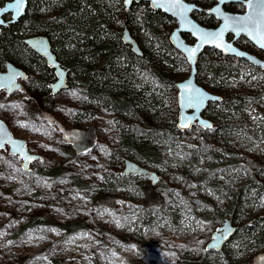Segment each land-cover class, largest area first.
<instances>
[{
    "label": "rangeland",
    "instance_id": "374dc122",
    "mask_svg": "<svg viewBox=\"0 0 264 264\" xmlns=\"http://www.w3.org/2000/svg\"><path fill=\"white\" fill-rule=\"evenodd\" d=\"M247 44L244 38L235 43L243 51L247 48L264 57L263 51ZM205 51L201 54L207 59L203 63L224 60ZM225 60L244 70L247 77L240 83L232 80L226 94H257L242 110H232L228 115L235 132L223 137L216 151L220 163L228 164L211 168V151L207 148L200 155L189 153V143L199 135L202 148L203 140L217 137L201 133L199 128L185 132L180 138L183 144L163 145V167L147 165L166 183L160 207L155 200L146 204V196L138 192L139 187L151 185L147 177L133 179L122 174L123 160L115 154L121 131L114 114L100 112L91 121L75 126L76 109L82 107L84 96L73 85L49 95L47 100L53 105L29 98L23 90L25 82L20 91L6 97L0 92V119L12 136L25 140L27 150L39 156L25 169L22 160L10 154L7 147L0 149V264H187L199 260L206 264H252L255 256L264 252L259 233L236 232L221 251L205 249L211 234L225 219L239 227L246 220L261 217L253 228L264 224V76L251 63ZM189 69L188 65L186 71L176 68L177 81L186 77ZM200 72L198 81L203 88L219 95L208 85L211 77ZM29 99L35 106L29 107ZM46 108L64 128L95 127V146L76 154L59 129L40 116V110ZM212 111L219 112L215 118L205 114L210 122L224 113L219 106ZM241 119L246 120L247 127L240 124ZM130 159L145 166L134 157ZM259 161L263 165L259 173L255 172L259 177L253 179L247 171ZM55 169L61 171L58 176L45 174ZM74 182L81 187H75ZM247 185L251 191L244 197V190L240 194L238 189ZM237 190L236 212L220 220L219 213ZM146 206H153V211ZM71 221H82L85 228L67 234L61 226ZM209 225L215 229L209 230ZM196 246L198 251L192 248Z\"/></svg>",
    "mask_w": 264,
    "mask_h": 264
},
{
    "label": "trees",
    "instance_id": "16d2710c",
    "mask_svg": "<svg viewBox=\"0 0 264 264\" xmlns=\"http://www.w3.org/2000/svg\"><path fill=\"white\" fill-rule=\"evenodd\" d=\"M189 1L205 7L211 3V0ZM192 16L201 25H216L213 19L197 13ZM173 22L174 20L166 14L150 9L147 2L132 3L126 11L122 0H34L28 4L25 15L17 23L0 29V61L8 60L27 72L31 91L27 92L29 98L38 99L41 104L50 102L47 100V86L53 77L52 70L44 64L41 57L23 43L27 36L45 35L51 42L57 59L68 69V84L73 85L78 93L84 96L82 107L76 109L75 126L91 121L100 112L114 114L121 131L115 154H120L122 160L134 157L146 167L151 165L153 168H161L164 165L163 145L168 142L183 144L184 141L180 139L182 135L199 128L201 133L206 131L217 137L209 141L203 140L202 148L200 147L202 134L199 135L196 141L189 143V153L200 155L207 148L211 151L209 166L213 169L222 168L228 163H220L216 152L218 144L223 143V137L233 135L235 132L234 126L228 122L231 120L228 115L232 110L235 112L242 110L246 104L256 99L257 94L245 93L236 97L227 95L226 90L228 91L232 80L240 83L247 79L244 76L245 71L233 67L225 60L231 59L230 57L215 50H206L205 52L215 54L216 58L224 60L203 63L201 61L207 59L201 57L202 55L198 58L197 84L202 86L198 81L202 71L204 75L211 77L208 85L221 96L220 101L208 104L204 115L213 114L215 118L216 112L219 111L210 110L216 106L224 113L219 116L220 118H216L217 123L211 121L212 126L209 129L194 125L188 131H179L176 127L178 109L175 85L180 80L177 81L178 73L176 74L174 70L178 68L186 71L189 64L168 41L171 31L168 28ZM124 28H127L136 40L141 56H137L130 45L122 41ZM185 38L188 40V37ZM257 71L264 76L260 69L257 68ZM246 72L249 73L247 69ZM36 74L39 77H36ZM169 96L172 98L167 102L165 98ZM28 102L29 107L35 106L33 100L29 99ZM50 104L53 105L52 102ZM245 122V119L240 120L241 125H245ZM262 165L259 161L247 171L253 179L259 177L255 172L259 173ZM179 171L186 176L185 171ZM60 172V169H55L45 174L55 177ZM165 184L161 177L157 185L139 187L138 192L142 197L146 196V204H154L155 200L159 201L157 207H160ZM73 185L81 187L75 182ZM248 187L247 185L238 189L240 194L244 190V197L251 191ZM238 190L223 212L219 213L220 220L223 216H231L236 212L239 203ZM260 220L261 217L252 218V221L246 220L237 227L236 232L259 233L261 237L258 242L264 244V224L262 227L253 228V224H258ZM61 228L67 234H73L84 229L85 225L82 221H71ZM208 228L215 229L213 225H209ZM192 248L198 251L197 246ZM187 264L206 263L199 260Z\"/></svg>",
    "mask_w": 264,
    "mask_h": 264
},
{
    "label": "water",
    "instance_id": "95a60500",
    "mask_svg": "<svg viewBox=\"0 0 264 264\" xmlns=\"http://www.w3.org/2000/svg\"><path fill=\"white\" fill-rule=\"evenodd\" d=\"M215 1L216 3L213 6L208 9H204L194 2L181 0L185 6H191L193 9L181 17L178 15L180 9H170L164 0H158V3L161 6H157V4H154L152 0H130V2L122 0L126 11L129 10L132 3L147 2L150 9L166 14L175 22V27H173L169 33L168 41L175 50L184 56L190 65L189 74L175 85L176 103L178 107L176 127L179 131H188L194 125L203 129H209L210 127L207 125L212 126V122L201 114L209 103L221 100L220 95L208 91L196 82L197 61L199 56L206 49H215L225 56L230 55L244 59L264 72V60L241 50L234 44L240 36H244L246 39L251 41L255 47L264 51V47H261V43H264V41L261 40V36H264V17L260 15V12L264 10V4L257 5L256 0H253L254 6L249 8V0ZM26 2L27 0H25L24 10ZM12 3H14V0L0 7V9H5L3 14L13 12V19L11 22L15 21L24 13L23 10L22 14L17 15L14 9H10L8 7ZM226 3H241L244 7V11L242 13L227 12L223 8ZM200 11H204L215 17L218 24L215 27H205L198 23L192 17V13ZM0 24H4L1 19V15ZM221 31H223V35L220 40H206L200 38V33H219ZM184 35H188L193 42H187ZM229 35H231L230 38ZM122 41L125 44L130 45L132 51L137 56L142 55L136 40L132 37L127 28H124L122 31ZM24 43L35 53L41 56L48 66L54 69L56 80L51 85L52 93L55 94L66 88V75L68 71L61 67L60 63L57 61L55 54H53L51 50L49 39L43 35H36L27 37L24 39ZM217 43H220L221 46L216 47ZM185 49H196L195 55L190 58L189 53L185 51ZM25 77L26 74L20 68L8 63L6 71L0 72V90H4L7 94L13 93L20 88V84L17 83V79L20 78L23 80ZM186 84L190 85L192 89H198L203 94L202 103L199 99L189 100L190 93L186 92L182 87ZM43 116H45L49 122H55L61 132L63 140L73 148L76 154H82L95 146L97 138V131L95 127L90 126L87 129L74 127L67 129L64 128L50 113L44 112ZM6 147L8 148V152L10 154L16 155L22 160V166L25 169H27L30 163L39 158L38 155L30 153L27 150L25 140L12 136L4 121L0 119V149H5ZM122 173L124 175L131 176H147L150 184L153 186L158 184L160 181V176L155 171L127 159L124 160ZM236 231L237 227L233 225V222L229 219H225L222 225L211 234V239L205 247L206 251H221L224 245L234 236ZM253 264H264V252L255 256Z\"/></svg>",
    "mask_w": 264,
    "mask_h": 264
},
{
    "label": "flooded vegetation",
    "instance_id": "af4514ba",
    "mask_svg": "<svg viewBox=\"0 0 264 264\" xmlns=\"http://www.w3.org/2000/svg\"><path fill=\"white\" fill-rule=\"evenodd\" d=\"M10 1H12V0H0V7H2V6H4L6 3H8V2H10ZM32 1H34V0H27V2H26V7H25V10H24V13H23V15L22 16H20L19 18H17L15 21H13V22H11V20L13 19L12 18V15H13V12H9V13H5V14H2L1 15V19H2V21H3V23L4 24H0V29L1 28H5V27H8V26H10V25H14L15 23H17L24 15H25V12H26V10H27V6H28V4L30 3V2H32ZM216 3V1L215 0H211V3L209 4V6H201L202 8H204V9H208V8H210L211 6H213L214 4ZM197 4V3H196ZM200 6V5H199ZM235 8V9H237L236 11L234 10V11H231V10H229L230 8ZM223 8H224V10L225 11H227V12H231V13H242L243 11H244V7L242 6V4L241 3H226V4H224V6H223ZM238 10H240L239 12H237ZM194 13H197V14H199V15H202V17H206V18H210V19H213L214 20V22L216 23V25L218 24V21H217V19L215 18V17H213L212 15H209V14H207L206 12H204V11H200V12H194ZM194 13H192V15L194 14ZM215 25V26H216ZM210 27H214V26H210ZM36 35H42V34H35V35H30V36H36ZM30 36H27V37H30ZM43 36H45V35H43ZM27 37H25L24 39H26ZM47 37V36H46ZM184 37H188V38H190L188 35H184ZM231 37V35H229V38ZM241 38H244V39H246L244 36H240L235 42H234V44L239 40V39H241ZM24 39H23V43H24ZM247 41H248V46H250V47H254L255 49H257L258 51H260L261 49H258L257 47H255V46H253V44L251 43V41H249L248 39H246ZM25 44V43H24ZM50 44H51V42H50ZM236 46V45H235ZM31 49V48H30ZM32 50V49H31ZM51 50H52V52H53V54H55L54 53V51H53V49H52V44H51ZM33 51V50H32ZM245 52H248V53H250V54H252V55H254V56H257L256 54H254V53H252V52H250L247 48H245V50H244ZM261 51H263V50H261ZM260 51V52H261ZM34 52V51H33ZM261 53H263L264 54V51L263 52H261ZM37 54V53H36ZM38 55V54H37ZM39 56V55H38ZM56 56V55H55ZM230 58H234V59H241V58H237V57H234V56H230V55H228ZM39 57H41V56H39ZM227 57V56H226ZM259 59H261V60H264V57H259V56H257ZM42 58V57H41ZM43 59V58H42ZM56 59H57V57H56ZM243 61H246V60H244V59H242ZM43 61H44V64L47 66V67H49L51 70H52V74H53V77L50 79V83L48 84V90H49V94H48V96L49 95H55V94H53L52 93V83L53 82H55V80H56V76H55V73H54V69L52 68V67H50V66H48L47 64H46V62H45V60L43 59ZM57 61L60 63V61L57 59ZM246 62H248V61H246ZM8 63H10V64H13L15 67H17V68H20L25 74H26V77H25V79H23V80H21L20 78H18L17 79V83H19L20 84V88L18 89V90H16V91H20L23 87H22V83L23 82H25L26 83V86H25V88H23V90L25 89V93L26 92H28V93H30L31 91H30V89H29V82H30V79H29V75L27 74V72L25 71V70H23L20 66H18V65H16L15 63H12V62H10V61H0V72H5L6 71V68H7V64ZM249 63V62H248ZM250 64V63H249ZM250 65H252V64H250ZM60 66L61 67H63L64 69H66L67 71H68V69L66 68V67H64L61 63H60ZM254 66V65H253ZM254 67H256V66H254ZM257 68V67H256ZM36 77H39V75H37L36 74ZM196 81H197V74H196ZM70 85L68 84V72H67V75H66V88L67 87H69ZM66 88H64V89H66ZM63 90V89H62ZM16 91H14V92H16ZM61 91V90H60ZM0 92H2V95H4L5 97L7 96V95H10V94H7V93H5V91L4 90H0ZM13 92V93H14ZM58 93V92H57ZM12 94V93H11ZM48 96H47V99H48ZM208 106V105H207ZM206 109H207V107L205 108V110L202 112V116H204L205 117V115H204V112L206 111ZM44 112H47V113H50L52 116H54L51 112H50V109H42V110H40V116L42 117V119H44V120H46L48 123H50V125H54L57 129H59L57 126H56V124H55V122H49L46 118H45V116H43V113ZM54 118L58 121V119L54 116ZM206 118V117H205ZM206 119H208V118H206ZM59 122V121H58ZM60 131V130H59ZM60 134H61V132H60ZM61 137H62V135H61ZM63 139V138H62ZM123 174V173H122ZM124 175V174H123ZM124 176H127V177H131V178H137V177H141V176H131V175H124ZM160 176V175H159ZM145 177H147V176H145ZM148 179V178H147ZM149 180V179H148ZM160 180H161V176H160ZM160 182V181H159ZM157 185V184H156ZM151 186H153V185H151ZM155 186V185H154ZM252 264H253V262H252Z\"/></svg>",
    "mask_w": 264,
    "mask_h": 264
},
{
    "label": "snow or ice",
    "instance_id": "6c2138e0",
    "mask_svg": "<svg viewBox=\"0 0 264 264\" xmlns=\"http://www.w3.org/2000/svg\"><path fill=\"white\" fill-rule=\"evenodd\" d=\"M126 2H130V0H126ZM152 2L154 4H157V6H161L158 3V0H152ZM164 2L167 3L168 7L172 10L180 9L178 15H180L181 17H183L187 12L193 10L191 6H185L181 2V0H164ZM256 2H257V5L264 4V0H256ZM24 4H25V0H14V3L10 4L8 7L10 9H14L16 11V14L20 15L23 13ZM248 6H249V8H252L254 6L253 0H249ZM4 11H5V9H0V15H2L4 13ZM260 15L262 17H264V10H262L260 12ZM226 19H228V18H226ZM222 35H223V31H221L219 33L203 32V33H200V38L206 39V40H220L222 38ZM261 40L264 41V36H261ZM220 46H221L220 43L216 44V47H220ZM261 47H264V43H261ZM185 51H187L189 53L190 58H191L192 56L195 55L196 49H185ZM182 87L186 92L190 93L189 100L199 99L201 103L203 102V94L198 89H192L191 86L187 85V84L182 86ZM207 126L211 127L210 125H207Z\"/></svg>",
    "mask_w": 264,
    "mask_h": 264
}]
</instances>
